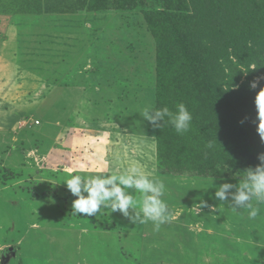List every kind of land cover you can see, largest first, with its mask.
Instances as JSON below:
<instances>
[{
    "label": "rangeland",
    "instance_id": "obj_1",
    "mask_svg": "<svg viewBox=\"0 0 264 264\" xmlns=\"http://www.w3.org/2000/svg\"><path fill=\"white\" fill-rule=\"evenodd\" d=\"M82 2L0 0V264H264V205L252 201L253 219L214 195L249 169L239 142L220 133L206 146L192 124L178 134L169 123L170 165L180 170L161 174L156 126L143 119L156 98L143 8L78 11ZM231 77L234 90L264 78V62ZM206 150L217 177L196 170ZM134 162L165 184L171 219L158 232L110 209L73 215L71 175H120ZM129 191L139 212L140 194Z\"/></svg>",
    "mask_w": 264,
    "mask_h": 264
},
{
    "label": "trees",
    "instance_id": "obj_2",
    "mask_svg": "<svg viewBox=\"0 0 264 264\" xmlns=\"http://www.w3.org/2000/svg\"><path fill=\"white\" fill-rule=\"evenodd\" d=\"M153 1L160 4L159 10L148 7L144 0H83L78 11L143 8L156 46L155 109L167 107L175 112L177 99L192 114L191 130L208 140L206 146L222 133L226 144L239 142V154L249 168H255L260 163L259 144L264 148L254 103L260 90L250 88L247 79L234 90L230 80L234 69L264 62V0ZM157 123L159 169L170 175L180 168L174 170L170 165L172 147L166 145V133H171L169 118ZM198 157L199 174L217 177L213 150L201 151Z\"/></svg>",
    "mask_w": 264,
    "mask_h": 264
},
{
    "label": "clouds",
    "instance_id": "obj_3",
    "mask_svg": "<svg viewBox=\"0 0 264 264\" xmlns=\"http://www.w3.org/2000/svg\"><path fill=\"white\" fill-rule=\"evenodd\" d=\"M260 79L264 78L250 82V88L255 89ZM254 103L260 121L258 131L264 139V88L256 94ZM176 109L175 112H171L167 107L154 109L148 106L143 109V119L159 127L160 123L157 122L168 117L169 123L178 134L186 133L190 130L192 114L183 103L178 104ZM257 159L259 165L247 169L245 177L238 185L222 183L214 193L215 198L221 202L230 198L229 205L233 211L248 209L249 218L253 219L258 215L259 208L254 206L252 201L255 200L257 205H264V153L258 154ZM67 171L71 173L72 169L69 168ZM150 175L142 171L135 162L120 175H71L64 184L71 195L76 197L72 202L73 215L84 214L91 217L102 210L110 209L109 213L119 212L133 223L152 222L153 230L158 232L161 225L170 221L171 214L169 206L162 199L166 191L164 182L150 178ZM129 190L140 194L139 212L134 210L136 201L133 192ZM198 206L201 208L207 205L201 200ZM130 209L134 210V215L129 214Z\"/></svg>",
    "mask_w": 264,
    "mask_h": 264
},
{
    "label": "built area",
    "instance_id": "obj_4",
    "mask_svg": "<svg viewBox=\"0 0 264 264\" xmlns=\"http://www.w3.org/2000/svg\"><path fill=\"white\" fill-rule=\"evenodd\" d=\"M32 124L35 125V126H38L39 125V122L36 120V121H33Z\"/></svg>",
    "mask_w": 264,
    "mask_h": 264
},
{
    "label": "crops",
    "instance_id": "obj_5",
    "mask_svg": "<svg viewBox=\"0 0 264 264\" xmlns=\"http://www.w3.org/2000/svg\"><path fill=\"white\" fill-rule=\"evenodd\" d=\"M32 123H33V121H32ZM32 123H31V124H32ZM32 125H33V124H32ZM34 126H35V125H34Z\"/></svg>",
    "mask_w": 264,
    "mask_h": 264
}]
</instances>
